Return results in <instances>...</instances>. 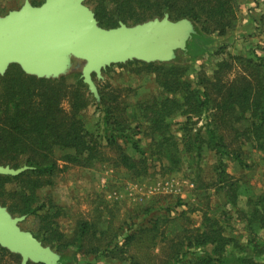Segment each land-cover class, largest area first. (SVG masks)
I'll return each mask as SVG.
<instances>
[{
	"label": "trees",
	"instance_id": "trees-1",
	"mask_svg": "<svg viewBox=\"0 0 264 264\" xmlns=\"http://www.w3.org/2000/svg\"><path fill=\"white\" fill-rule=\"evenodd\" d=\"M239 1L87 0L104 28L119 22L133 26L165 14L193 23L187 50L178 51L173 61L117 65L137 76H152L160 97L131 103L124 96L128 89L104 79L96 81L97 86L105 82L97 100L77 72L39 79L11 65L0 76V165L33 168L17 177L0 175V204L13 216L31 220V232L60 254V264H264V197L249 211L237 210L249 231L243 241L227 231V212H204L200 226L191 227L179 223L178 217L188 220L186 212L173 216L176 207L169 204L138 206L123 220L114 206L101 204L93 218H80L67 234L59 223L66 209L52 195H40L70 166L110 165L136 180L149 177L152 167L169 175L179 170L183 148L191 162L205 151L215 153L216 179L206 188L215 189L224 209L235 208L238 186L228 162L251 169L244 149L249 144L264 163V55L229 54L225 45L213 47L218 61L211 76L204 66L196 71L186 62L201 53L203 41L236 28ZM257 23L264 27V14ZM93 107L101 118L91 132L83 116ZM177 117L184 118L174 123L183 135L182 147L170 122ZM202 117L207 121L204 131L194 129ZM20 262V256L2 250L0 264Z\"/></svg>",
	"mask_w": 264,
	"mask_h": 264
},
{
	"label": "rangeland",
	"instance_id": "rangeland-1",
	"mask_svg": "<svg viewBox=\"0 0 264 264\" xmlns=\"http://www.w3.org/2000/svg\"><path fill=\"white\" fill-rule=\"evenodd\" d=\"M30 1L40 3L44 0ZM23 3L24 0H0V15L19 9ZM263 14L264 0H240L237 7L236 28L225 36H211L210 41H203L201 53L188 58L186 66L192 65L196 71L204 66L207 74L211 76L214 65L218 61V58L213 56V49L218 48L219 45H225V51L229 54L250 55L253 51L258 55H264V27L260 29L257 26V22L261 23ZM180 56L184 58L183 55ZM76 72L80 74L78 70H73L71 73ZM104 79L106 84L115 88L128 89L124 92V96L129 98L127 100L131 103L160 97V91L152 76H137L129 68L113 66ZM102 83L101 86L98 84V89L103 88L105 82ZM83 118L87 129L94 132L101 115L93 107L84 113ZM182 121H184L183 117L170 121L172 129L180 138L181 147L183 135L177 131L178 126L175 124ZM195 121L194 129L204 131L206 118L202 117ZM244 149L247 151L245 159L252 168L242 169L238 163L234 162H228L227 166L228 172L237 181L239 195L237 205L235 208L230 207L231 211L221 206L219 197L214 196L215 189L206 188L207 184L216 179L219 159L215 153L205 151L199 161L191 162L190 156L184 152L183 148L179 170L169 175H163L158 167H152L149 177L136 180L125 171L110 165L99 164L85 168L70 166L65 172L59 174L53 188L42 190L40 195L42 198L52 195L54 201L66 209L67 215L59 223L60 229L67 234L72 233L76 221L80 218H93L94 211L101 204L114 206L115 211H118V220L126 218L131 210L138 206L160 207L169 204L173 208L176 207L173 216H177V212H186L188 220L178 217L179 223L191 227L200 226L204 212H208L210 216H222V212H227L229 218L227 231L230 235L244 241L249 231L246 229V220L237 210L249 211V208L259 205L260 199L264 197V163L249 144ZM62 154L58 153L57 156ZM59 164L63 168V163L59 162ZM33 226L31 220L21 224L22 229L27 231L34 230ZM256 230L261 233L258 228H255ZM2 262L7 263V258ZM98 264L107 263L102 261ZM122 264H128V262Z\"/></svg>",
	"mask_w": 264,
	"mask_h": 264
},
{
	"label": "water",
	"instance_id": "water-1",
	"mask_svg": "<svg viewBox=\"0 0 264 264\" xmlns=\"http://www.w3.org/2000/svg\"><path fill=\"white\" fill-rule=\"evenodd\" d=\"M87 0H45L34 6L24 0L17 10L0 15V76L18 65L30 76L58 79L73 70L99 100L96 81L115 65L138 61L167 63L186 51L195 33L189 19L173 21L168 14L133 26L119 22L100 26ZM76 63V64H75ZM32 167L0 165V175L17 177ZM26 216H13L0 204V254L7 250L21 264H60L61 256L22 229Z\"/></svg>",
	"mask_w": 264,
	"mask_h": 264
}]
</instances>
